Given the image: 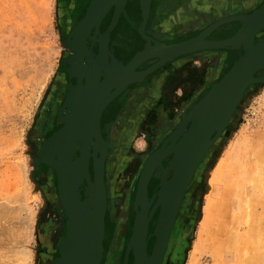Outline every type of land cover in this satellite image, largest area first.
<instances>
[{"label":"rangeland","instance_id":"obj_1","mask_svg":"<svg viewBox=\"0 0 264 264\" xmlns=\"http://www.w3.org/2000/svg\"><path fill=\"white\" fill-rule=\"evenodd\" d=\"M60 8V0H0V264H42L43 246L39 235L41 221L48 214L46 212L49 204L36 172L37 163L41 159L37 157L40 149L37 140L40 136L35 133V129L41 108L61 70L64 49L67 46L63 39ZM209 22L206 21L205 24ZM237 22L239 23L234 21L221 26L214 34L225 36L233 32ZM177 33L176 31L175 38L180 36ZM232 53L236 55L233 57L240 55L238 50L229 51L225 58ZM221 54L222 52L218 53ZM198 59L193 57L186 66L188 77L184 78L182 82L185 83L182 85L188 86L189 90L202 80L209 65L213 63ZM178 105L179 99L175 96L172 112ZM158 106L159 101H156L153 108H149L146 122L143 121L144 126L132 147L134 154L149 148V134L145 130L149 129V125L156 124ZM106 135L107 138H113L109 129L106 130ZM110 145L113 151V144ZM258 148L261 151H258L259 154L256 152ZM255 152L262 159L259 160ZM254 155L257 161L253 159ZM166 160L168 163V159ZM127 162L126 160V165ZM125 164L116 173L111 167L108 172L110 182L112 172L114 178L123 175L124 168L125 174L132 173L137 162L128 164V167ZM262 177L264 83H255L247 89L238 111L219 139L210 146L197 168L171 231L162 264H264V241L261 243L264 236ZM155 178L159 179L160 176L156 175ZM136 192L137 188L134 206ZM153 193H157L156 189ZM242 193L247 194L246 197ZM255 195L261 199L258 200ZM247 196L250 197L249 201L246 200ZM261 200L262 203L257 204ZM133 211L137 212L135 207ZM111 222L116 224L114 220ZM257 223L259 227L253 226ZM124 225L121 230L123 234ZM155 225L149 229L151 232L148 239L153 237L155 240ZM117 228L118 223L113 228V235ZM232 228L235 230L231 231ZM254 228H259L256 233ZM229 229L231 232L235 231L234 234L229 233ZM228 238L232 239L231 244L225 243L224 248V243L221 242ZM113 242L114 237H109L108 249ZM256 243L258 250H252L250 246ZM228 244L231 247H227ZM123 247L128 246L124 243ZM246 248L250 250L244 251ZM54 250L59 255L57 245ZM130 252L133 256V251ZM54 261L55 259L52 264ZM116 264H120V257Z\"/></svg>","mask_w":264,"mask_h":264},{"label":"flooded vegetation","instance_id":"obj_2","mask_svg":"<svg viewBox=\"0 0 264 264\" xmlns=\"http://www.w3.org/2000/svg\"><path fill=\"white\" fill-rule=\"evenodd\" d=\"M102 1L103 3L98 5L97 9L92 10L93 7L91 8V5L93 0H60V22L63 39L66 40L67 46L64 49L61 70L53 82L41 108V114L35 129V133L40 136L37 140L40 146L37 157L41 159V162L37 163L36 172L49 204L46 212L48 214H45L41 221V234L39 235L43 246L42 264H52V261L58 255L54 247L66 231L67 217L59 196L58 174L55 167H50L51 165L49 166L46 162V160L53 158L55 161L58 160V154L56 151H48L45 146L51 142V137L56 131L66 126L69 117L75 118V106L74 108L69 107V103H66L67 98L71 95V97L74 96V100L77 95H85V97L88 96L91 99L85 98L84 101H92L93 104V100L95 99L93 94L89 92L82 94V92L86 88L91 87L92 83H95L96 86L102 89H106L102 83L105 76L111 75V72H117L119 76L120 73L124 74L127 63L138 51L144 48L147 42L140 32V24L143 21L141 0H125L123 2L117 0L118 2L110 4L106 8L103 5L108 0ZM263 2L264 0H151L144 32L149 36L154 33L165 38L171 34L176 35L177 31V34L180 35L179 37L164 40V42L171 43L187 40L199 35L207 26L220 19L237 14L252 13ZM178 13H181V15H178ZM165 15L167 17L166 21L163 20ZM155 17H157L156 20ZM206 21L210 22L205 24ZM239 23H235V30L225 36H216L214 33L217 30H215L207 38L222 39L232 36L241 26V23ZM225 25H229V23ZM263 33L264 28L256 34L255 41ZM238 51L239 54L243 52L242 50ZM233 53L226 58L220 55L221 61L217 60L215 62L216 65L204 73L202 80L192 90H189L186 85L183 86L182 84L185 82L182 81H184L185 77H188V68L186 66L193 57L182 55L176 59L180 60L178 65L173 62L166 65L171 66L167 82L168 87L164 90L163 95H160L161 99H156V101H159V106L156 107L158 111L157 122L154 125H149V129L145 130V133L149 134V148L142 153L134 154L132 147L141 132L140 129L144 126V122H146L145 118L149 114V108L137 105L132 107L131 105V110L127 111L125 109V102L127 101L126 90L119 92L103 108L99 126L104 141L98 140L97 144L100 147H107L108 152H110V156L108 155L105 160L104 181L107 186V194L111 193V196L107 195L105 237L103 241L104 252L101 264H116L118 257H120V264H125L124 258L127 247L124 248L123 246L124 243L128 246L132 235L133 221L136 216V213L133 211V200L145 160L152 152L161 147L167 137L175 131L182 120V115L221 78L223 72H226L230 68L238 58L233 57L235 55ZM136 70H140V68L138 67ZM255 75H264V69L259 70ZM133 87L134 85H131V88ZM102 96L99 95L97 98ZM175 96L179 99V105L172 112ZM96 100L94 103H96ZM71 122L75 123L73 125L76 129L79 127L77 119H73ZM71 122L69 125L72 124ZM81 127H83V124ZM108 129L113 133L112 139L107 138L106 130ZM65 142L64 140L59 141L61 144ZM106 142L113 144V151H111ZM94 143L92 139L89 145L93 146ZM170 143L169 141L168 144ZM84 145L85 141L77 140L75 154L71 156L72 160H75L76 156H80V148ZM42 159L45 161L43 162ZM166 159H171V156ZM166 159L162 161V166L156 167L149 181V200L152 199L154 190L156 189V192H158L161 188V186L158 187L161 177L159 179L155 177L156 175L161 176L163 174V166L165 167L168 164ZM126 160L128 161L127 165L137 162L135 170L132 173L125 174L126 168H124L122 170L123 175L120 177L116 176L115 178L112 172V181L110 182L108 172L111 170V167L114 168L113 170L116 173L117 170H121ZM89 176L93 181L92 156L89 158ZM170 177L169 173L167 178ZM86 185L87 180L84 178V182L79 186L81 198L85 197ZM156 201L157 198L151 204L150 209L153 208ZM159 210L160 206L149 222V229L156 224ZM113 220L116 224L118 223V228L114 235L113 228L116 224L111 222ZM123 224H125L124 234L121 232ZM109 237H114V242L113 244L111 243L112 247L110 249H108ZM153 243V237L148 239L149 253L151 252ZM127 264H133L131 252L128 255Z\"/></svg>","mask_w":264,"mask_h":264},{"label":"water","instance_id":"obj_3","mask_svg":"<svg viewBox=\"0 0 264 264\" xmlns=\"http://www.w3.org/2000/svg\"><path fill=\"white\" fill-rule=\"evenodd\" d=\"M110 1L105 2L103 7L118 2ZM150 2L151 0H141L143 21L140 24V32L147 42L127 63L124 74L120 73L119 76L117 72H111V75L105 76L102 83L106 90L94 104L90 125L72 133L69 123L74 117L71 116L66 126L56 131L51 137V142L45 146L48 151H56L58 154V160L53 158L46 162L57 171L59 196L67 217L66 231L57 243L59 255L55 258V264H101L108 195L104 171L109 152L107 147L98 146L97 141H104L99 126L101 112L119 92L126 90L128 94L129 87L133 84L141 86L149 83V87H152L158 79L156 77H159L156 72L162 71L164 66L182 55L196 57L222 52L221 56H228L229 51H243L230 68L222 73L221 78L182 115L175 131L144 162L136 192L134 207L137 212L127 247L126 263L129 251L132 250L134 264H162L171 231L197 168L210 146L219 139L238 111L247 89L255 83H264V75H255L264 69V33L255 41L256 34L264 28V2L252 13L220 19L207 26L197 36L171 43H165L164 40L174 39V34H167L165 38L154 33L151 36L145 34L144 26L149 15ZM99 3L100 0H93L92 10L97 9ZM234 21H239L241 26L232 36L222 39L207 38L221 26ZM148 65L150 66L146 67ZM138 67L140 70H136ZM73 97L69 95L66 101L71 108H74ZM126 103L128 105L129 99ZM155 104L156 101L152 100L150 108ZM92 139L95 142L93 146L89 145ZM61 140L66 142L61 144ZM77 140L85 141V145L80 148V156L72 160ZM90 156L93 157V181L89 176ZM169 156L171 159H168L165 167L163 166V174L160 176L161 188L149 200V181L156 167L162 166V161ZM70 162L75 166L80 165L74 182H69L65 174V167ZM169 173L171 177L167 178ZM84 178L87 185L85 197L81 198L79 186L84 182ZM156 196L157 201L150 209ZM158 206L160 210L153 232L155 240L149 253V222Z\"/></svg>","mask_w":264,"mask_h":264},{"label":"bare ground","instance_id":"obj_4","mask_svg":"<svg viewBox=\"0 0 264 264\" xmlns=\"http://www.w3.org/2000/svg\"><path fill=\"white\" fill-rule=\"evenodd\" d=\"M103 3V1L101 0L100 1V3L98 4V5H100V4H102ZM223 59V58H222ZM220 61H221V59H220ZM91 87H89L88 89L86 88V90L85 91H83L82 92V94H85V93H87V92H89L90 94L92 93L93 94V96H94V102H95V100H96V98H97V96H99V95H104V90H106V89H102L101 87H98V86H96L95 85V83H92V85H90ZM80 94V93H79ZM74 98V97H73ZM85 98H89V99H91V97H88V96H86L85 97V95H80V96H76L75 97V99H74V106H75V109H76V114H75V118H73V119H77V123H78V128L76 129V127L73 125V124H75L74 122H71L72 124L71 125H69L70 126V130H72L71 132L72 133H75V131H79V130H81V129H79V128H86L87 126H89L90 125V122H91V119H92V113H93V107H94V102H93V104H92V101H84V99ZM83 124V127H81V125ZM85 125H86V127H85ZM256 145V144H255ZM255 147V146H254ZM253 148V147H252ZM243 150V149H242ZM241 150V151H242ZM258 151H260L259 150V148H258V150L256 151V152H258ZM255 152V153H256ZM251 153V156H252V152H250ZM260 153H261V151H260ZM244 154V153H243ZM257 154V153H256ZM258 154H259V152H258ZM257 154V155H258ZM261 155V154H260ZM99 156V155H98ZM256 155H254V158L253 159H255L256 157H255ZM262 156V155H261ZM258 157V159L260 158L259 157V155L257 156ZM263 157V156H262ZM260 159H262V158H260ZM259 159V160H260ZM256 161H257V159H255ZM256 163V162H255ZM251 164V163H250ZM259 164V163H258ZM257 164V165H258ZM72 164V162H70L68 165H66V167H65V169L67 170L66 171V173L65 174H67V177L69 178V182H74V180L76 179V177H77V175H78V173H79V169H80V165H77V166H75V165H73ZM224 165V164H223ZM222 165V166H223ZM222 166L220 167V168H222ZM259 166H260V164H259ZM256 167V166H255ZM260 167H262V166H260ZM253 168H254V166H253ZM252 168V169H253ZM248 169V168H247ZM249 169H251V167H249ZM262 170H263V168H261ZM257 170V169H256ZM247 172H249V170L247 171ZM254 173L255 172H257V171H255V169H254V171H253ZM258 172H259V167H258ZM260 173H262V172H260ZM250 174V173H249ZM248 174V175H249ZM253 174V173H252ZM256 174V173H255ZM253 176V175H252ZM257 176H259V175H257ZM246 177V176H245ZM255 177V176H254ZM260 177V176H259ZM214 178H216V177H214ZM214 178H213V180H214ZM247 178V177H246ZM256 178V177H255ZM254 178V179H255ZM262 178H264V177H262ZM251 179V178H250ZM259 179V178H258ZM217 180V179H216ZM245 181V180H244ZM255 181H258V180H255ZM261 181H263V180H261ZM260 181V182H261ZM214 182V181H213ZM240 182V181H239ZM249 183L251 182V181H248ZM252 184V183H251ZM253 185V184H252ZM262 185H264V184H262ZM68 187V186H67ZM263 189H264V187H263ZM243 194V193H242ZM245 194V193H244ZM243 194V195H244ZM259 194H260V192H259ZM246 195L247 194H245L244 196L246 197ZM256 196V195H255ZM243 197V196H242ZM252 197H254V196H252ZM257 197V196H256ZM250 197H248L247 196V201H249L248 199H249ZM245 199V198H244ZM257 199L258 200H260L258 197H257ZM242 201H243V199H241ZM241 200H240V203H241ZM256 202H257V200H256ZM248 203V202H247ZM260 203H262V200L260 201V202H258L257 204H260ZM121 204V203H120ZM250 207V206H249ZM118 208H119V206H118ZM250 209V208H249ZM264 209V208H263ZM247 211H248V209H247ZM252 212V211H251ZM254 213V212H253ZM255 215L257 214V213H254ZM262 214V213H261ZM238 215V214H237ZM243 215V214H242ZM258 217V216H257ZM256 218V217H255ZM242 219H243V217H242ZM249 220V219H248ZM264 220V219H263ZM246 221V220H245ZM255 222H256V220H255ZM261 222V221H260ZM231 224V223H230ZM248 224H249V221H248ZM258 224L259 223H257V224H255V225H253V226H256V227H259L258 226ZM250 225H252V224H250ZM232 226V225H231ZM252 226V227H253ZM230 227V226H229ZM234 227H235V225H234ZM252 227H251V229H252ZM125 228V227H124ZM237 228V227H236ZM261 228H263V226L261 227ZM234 228H232L231 229V231L233 230ZM259 229V228H258ZM258 229L256 230V228H254V233H256V231H258ZM235 230V229H234ZM120 231V230H119ZM230 231V229L228 230V232L230 233L231 232ZM262 231V230H261ZM233 232H235V231H233ZM233 232H231V233H233ZM252 232V231H251ZM227 234V233H226ZM234 234V233H233ZM252 235V234H251ZM255 235V234H254ZM227 236V235H226ZM225 236V237H226ZM234 236V235H233ZM249 237V236H248ZM233 238V237H232ZM263 239H264V236L262 237ZM236 239V238H235ZM255 239V238H254ZM262 239V242H261V240H260V242L261 243H263V240ZM221 240V239H220ZM230 240H232V239H230V238H228V239H224L223 240V242H221L222 244H223V247H224V245H225V243H230ZM253 240V239H252ZM225 241V242H224ZM258 242V241H257ZM260 242H259V249H260V247H261V244H260ZM220 243V242H219ZM218 243V244H219ZM233 243H234V240H233ZM104 244V243H103ZM221 244V245H222ZM231 244V243H230ZM235 244V243H234ZM257 244L258 243H256V244H252L253 246H250L251 247V249L252 250H254L255 248L257 249L258 247H256L257 246ZM246 245V244H245ZM244 245V246H245ZM231 247L229 244L227 245V247ZM234 246V245H233ZM236 246V245H235ZM225 247H226V245H225ZM224 247V248H225ZM237 247V246H236ZM219 248V247H218ZM249 248V247H248ZM247 249V248H246ZM244 250V251H247L248 252V250H250V249H247V250ZM218 250H220V249H218ZM258 250V249H257ZM221 251V250H220ZM260 251V250H259ZM254 252V251H253ZM258 252V251H257ZM264 252V251H263ZM259 253V252H258ZM246 254V253H245ZM255 254V253H254ZM215 255H216V252H215ZM248 255V254H247ZM246 255V256H247ZM249 255H250V253H249ZM248 255V256H249ZM260 255H261V253H260ZM262 255H264V254H262ZM245 256V257H246ZM256 256V255H255ZM259 256V255H258ZM216 257V256H215ZM244 257V258H245ZM254 257V256H253ZM255 259V258H254ZM239 260V259H238ZM254 261H257L256 263H258V260H254ZM261 261V260H260ZM23 262V261H22ZM253 262V261H252ZM247 263V262H246ZM245 264V263H244Z\"/></svg>","mask_w":264,"mask_h":264},{"label":"crops","instance_id":"obj_5","mask_svg":"<svg viewBox=\"0 0 264 264\" xmlns=\"http://www.w3.org/2000/svg\"><path fill=\"white\" fill-rule=\"evenodd\" d=\"M175 14V13H174ZM178 15H181V13H178ZM189 18V17H188ZM157 19V17H155V20ZM164 21L167 20L166 15L164 16ZM218 54H207V55H203L201 59H198V61L200 60H210L213 61V63L211 64V66L209 65V68L214 67V65H216V61L219 60L220 61V55L217 56ZM201 56V55H200ZM200 56H196V57H200ZM192 58V57H191ZM197 61V60H196ZM173 63L175 64H179L180 60H176ZM170 67L171 66H164L162 68V71H157L156 72V82L152 85V87H149V85L151 84H145V85H141V86H137L136 84H133L134 87L131 88V86L129 87L130 92L127 94V99H129V103L127 105L126 103V107L125 109L128 111L131 110V108L133 106H141V107H148L150 108L151 106V101L152 100H156V99H161L160 95H163L164 90L167 89L168 87V77H169V73H170ZM155 97V98H154ZM157 97V98H156ZM127 102V101H126ZM132 105V107H131Z\"/></svg>","mask_w":264,"mask_h":264}]
</instances>
